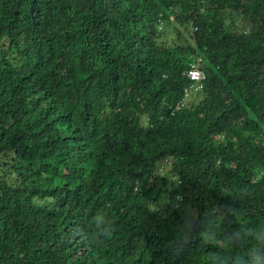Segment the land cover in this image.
Masks as SVG:
<instances>
[{"label":"trees","instance_id":"1","mask_svg":"<svg viewBox=\"0 0 264 264\" xmlns=\"http://www.w3.org/2000/svg\"><path fill=\"white\" fill-rule=\"evenodd\" d=\"M0 264H264V0H0Z\"/></svg>","mask_w":264,"mask_h":264},{"label":"built area","instance_id":"2","mask_svg":"<svg viewBox=\"0 0 264 264\" xmlns=\"http://www.w3.org/2000/svg\"><path fill=\"white\" fill-rule=\"evenodd\" d=\"M186 76L189 79V84L184 88L185 95L203 89L206 75L199 67L198 61H192L190 68L186 71ZM181 101H186V96ZM177 107H179V104Z\"/></svg>","mask_w":264,"mask_h":264},{"label":"clouds","instance_id":"3","mask_svg":"<svg viewBox=\"0 0 264 264\" xmlns=\"http://www.w3.org/2000/svg\"><path fill=\"white\" fill-rule=\"evenodd\" d=\"M186 77H187V76H186ZM188 84H189V79H188V83L186 84V86H187ZM186 86H185V87H186ZM185 87H184V88H185ZM202 90H203V89H202ZM202 90H199V91H197V92H200V91H202ZM197 92H191L188 96H191L193 93H197ZM185 96H186V95H185V93H184V97H185ZM188 96H186V100H187V97H188Z\"/></svg>","mask_w":264,"mask_h":264},{"label":"rangeland","instance_id":"4","mask_svg":"<svg viewBox=\"0 0 264 264\" xmlns=\"http://www.w3.org/2000/svg\"><path fill=\"white\" fill-rule=\"evenodd\" d=\"M198 61L200 60V57H198V59H197ZM189 94H187L186 96H188ZM200 97V95H198V96H196V97H194V98H199Z\"/></svg>","mask_w":264,"mask_h":264}]
</instances>
